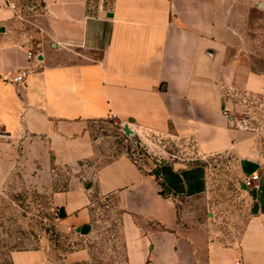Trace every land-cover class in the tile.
I'll use <instances>...</instances> for the list:
<instances>
[{"label": "crops", "instance_id": "1", "mask_svg": "<svg viewBox=\"0 0 264 264\" xmlns=\"http://www.w3.org/2000/svg\"><path fill=\"white\" fill-rule=\"evenodd\" d=\"M217 6L0 0V132L8 135L0 137V163L96 159L85 124L112 113L125 134L128 126L144 140L165 138L195 151L151 167L121 152L89 171L87 188L59 193L74 222L85 219L91 193L114 195L125 213L131 264H264V118L252 110L256 99L264 104V70L242 54L229 58ZM19 69L28 70L26 80L13 83ZM225 152L243 177L259 174V187L247 188L251 213L235 244L181 223L177 206L179 197L208 191L203 159ZM71 256L82 260L87 250Z\"/></svg>", "mask_w": 264, "mask_h": 264}, {"label": "rangeland", "instance_id": "2", "mask_svg": "<svg viewBox=\"0 0 264 264\" xmlns=\"http://www.w3.org/2000/svg\"><path fill=\"white\" fill-rule=\"evenodd\" d=\"M217 3L220 36L229 58L242 54L264 70V0ZM252 110L264 118L259 99ZM85 126L99 152L96 159L50 167L0 163V264H40L36 262L39 255L43 264H131L125 213L114 195L91 193L85 219L74 222L59 193L77 185L87 188L89 171L121 152L147 167L162 157L196 156L195 151L165 138L147 141L127 135L115 118L87 121ZM203 161L209 169V189L197 197L177 199L180 222L203 225L223 242L235 244L251 213L244 177L231 153L214 154ZM84 224L91 228L82 233ZM80 248L87 250V257L74 260L71 253Z\"/></svg>", "mask_w": 264, "mask_h": 264}, {"label": "built area", "instance_id": "3", "mask_svg": "<svg viewBox=\"0 0 264 264\" xmlns=\"http://www.w3.org/2000/svg\"><path fill=\"white\" fill-rule=\"evenodd\" d=\"M9 4H11L14 8L16 7V4L13 2L12 3L9 2ZM28 55L31 56L32 52L28 51ZM27 74H28L27 69H19L11 75L10 80L13 83H17V84L24 83L26 80ZM112 118H116V115L114 113H112ZM7 136L8 135L6 133L0 132V137H7ZM157 165H158V162L154 163V166H157ZM243 185L249 189L258 188L259 187V174L253 172L249 175L244 176ZM237 263L240 264V261L238 260Z\"/></svg>", "mask_w": 264, "mask_h": 264}, {"label": "water", "instance_id": "4", "mask_svg": "<svg viewBox=\"0 0 264 264\" xmlns=\"http://www.w3.org/2000/svg\"><path fill=\"white\" fill-rule=\"evenodd\" d=\"M108 14H109V15H112L111 12H109ZM125 131H126L127 134H132V131L129 129L128 126L125 127ZM256 208H257V204H254V211H256ZM60 212H61V213H64V209L61 208V209H60ZM90 228H91V227H90L89 224H84V225H82V226L80 227V231H81L82 233H85V232L89 231ZM148 264H151V263L149 262Z\"/></svg>", "mask_w": 264, "mask_h": 264}, {"label": "trees", "instance_id": "5", "mask_svg": "<svg viewBox=\"0 0 264 264\" xmlns=\"http://www.w3.org/2000/svg\"><path fill=\"white\" fill-rule=\"evenodd\" d=\"M128 151H129V148H128Z\"/></svg>", "mask_w": 264, "mask_h": 264}]
</instances>
